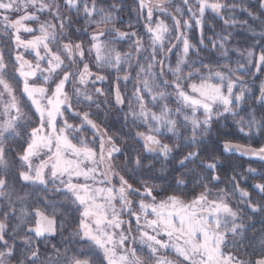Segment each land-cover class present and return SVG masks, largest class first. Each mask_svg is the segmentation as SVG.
Masks as SVG:
<instances>
[{
  "label": "snow or ice",
  "instance_id": "1",
  "mask_svg": "<svg viewBox=\"0 0 264 264\" xmlns=\"http://www.w3.org/2000/svg\"><path fill=\"white\" fill-rule=\"evenodd\" d=\"M261 77L264 0H0V264H264Z\"/></svg>",
  "mask_w": 264,
  "mask_h": 264
},
{
  "label": "rangeland",
  "instance_id": "2",
  "mask_svg": "<svg viewBox=\"0 0 264 264\" xmlns=\"http://www.w3.org/2000/svg\"><path fill=\"white\" fill-rule=\"evenodd\" d=\"M128 2H131V8H132V6H133V0H128ZM252 2L254 3V0H252ZM129 11H131V10H129ZM122 15L124 16V19L125 20L128 19V14L127 13H123ZM193 38H194V40L197 38L195 33H193ZM236 40L239 41L242 46H244L246 43H250L251 42V41H249L247 39V35L245 33H243V32H240L236 36ZM118 47H119V45H118ZM125 50H127V46L126 45H125ZM113 75H115V74L113 73ZM133 75H134V73H133ZM261 78L264 79V77H261ZM253 80L255 82L252 83V81H250V84H251V86L254 89L258 90L259 81L257 80V78L256 79L253 78ZM97 86L98 87H101L102 86V87H104L106 89L109 87V85L107 83H105L103 85H101V84L98 83ZM130 89H131V84H129V91H130ZM100 116L103 119V122L105 124H107L108 129L111 130V132L109 133L110 135L111 134H118V132L123 131V130H124L125 133L127 132V129L126 128L125 129H122L121 128V125H122L123 121H122V118L121 117H118L117 116L116 112L114 114L113 111H112L111 112V115H107V114H105V112L103 111V109H101L100 110ZM87 136L90 139L91 138V132L87 133ZM236 140H238V141H234L236 143H241V144L251 143L252 146H254V147L259 146V142H256V141H251L250 142V141H247V140L242 139V138H237ZM97 147H98V144H97ZM122 160H123V154L122 153L117 154L116 163L117 164H121L122 163ZM223 160H224V164H225V167L226 168L230 164H238V165H240V168H238L237 171H240L241 169H246L249 166V164H251L252 167L257 168L258 171L264 170V169L261 168V165H264V162L255 161V160L254 161H249L248 158H246V157H238V156H233L231 154H225L224 157H223ZM158 167H159V165H158ZM157 183H161V182L160 181H157ZM251 183H253V181L250 180L249 181V185ZM189 188H191V185H189ZM255 228H256V231H258V229L261 228V224H260L259 218H256ZM249 235L251 236V233H249ZM57 239H59V238L57 237Z\"/></svg>",
  "mask_w": 264,
  "mask_h": 264
},
{
  "label": "trees",
  "instance_id": "3",
  "mask_svg": "<svg viewBox=\"0 0 264 264\" xmlns=\"http://www.w3.org/2000/svg\"><path fill=\"white\" fill-rule=\"evenodd\" d=\"M128 5H129V10H131V2H128ZM256 79V78H255ZM258 81H259V79H257ZM113 113L115 114V112L113 111ZM120 123V122H119ZM111 132V130H109V133ZM123 132H124V130H123ZM235 141H238V140H235ZM256 142H258V141H256ZM123 154V153H122ZM169 183H170V181H169ZM161 195H163V194H161ZM191 192H189V198L191 197ZM257 233H259V229H258V231H257Z\"/></svg>",
  "mask_w": 264,
  "mask_h": 264
}]
</instances>
